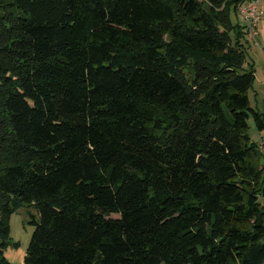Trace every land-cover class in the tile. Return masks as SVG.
<instances>
[{
  "label": "trees",
  "instance_id": "16d2710c",
  "mask_svg": "<svg viewBox=\"0 0 264 264\" xmlns=\"http://www.w3.org/2000/svg\"><path fill=\"white\" fill-rule=\"evenodd\" d=\"M252 1L0 0V264H264Z\"/></svg>",
  "mask_w": 264,
  "mask_h": 264
},
{
  "label": "rangeland",
  "instance_id": "374dc122",
  "mask_svg": "<svg viewBox=\"0 0 264 264\" xmlns=\"http://www.w3.org/2000/svg\"><path fill=\"white\" fill-rule=\"evenodd\" d=\"M202 1V0H200ZM260 8L263 10L262 20L259 25V30L261 31L260 36H258L259 46L255 47L254 42L250 41V47H247V64L253 66L255 70V81L253 88L249 92V98L251 102L252 108L261 111L264 113V43L262 40V32H264V0L260 2ZM242 25L244 23L241 21ZM246 31V28H245ZM247 41V38H246ZM249 135L253 142L260 145V143H264V133L258 131L256 128L254 121L252 118L249 120ZM263 145V144H262ZM264 204V199L261 200ZM35 217L36 221H39V216L37 215V211L33 207L23 206L18 209L11 217L10 220V238L13 243H18L19 249L17 248H9L6 251V258L12 264H21L23 263V259L27 254V249L32 239L33 232L35 231L36 226L33 224V217ZM117 218V217H115ZM18 254L22 257V262L19 263L17 261H11L14 255Z\"/></svg>",
  "mask_w": 264,
  "mask_h": 264
},
{
  "label": "built area",
  "instance_id": "2783aa9c",
  "mask_svg": "<svg viewBox=\"0 0 264 264\" xmlns=\"http://www.w3.org/2000/svg\"><path fill=\"white\" fill-rule=\"evenodd\" d=\"M239 13L242 22L246 25V30L249 37L255 39L258 36V25L261 21L262 12L259 8V0L245 3L239 8ZM260 149L263 151L264 146L261 145Z\"/></svg>",
  "mask_w": 264,
  "mask_h": 264
},
{
  "label": "crops",
  "instance_id": "0c3cea01",
  "mask_svg": "<svg viewBox=\"0 0 264 264\" xmlns=\"http://www.w3.org/2000/svg\"><path fill=\"white\" fill-rule=\"evenodd\" d=\"M260 2H261V0H259V8H260ZM263 9V8H262ZM261 8H260V11L262 12V16H263V10H262ZM261 20H262V17H261ZM242 20H241V18H240V22H241ZM261 22V21H260ZM259 25H260V23H259ZM259 25H258V36H260V34H261V31L259 30ZM244 27L246 28V25L244 24ZM246 33H247V35H246V38H247V47L249 46L250 47V42L248 41V40H250V41H253L254 42V45H255V47H257V46H259L260 44H259V41H258V36H257V38H255V39H253V38H251V37H249V35H248V32H247V30H246ZM261 37H262V40H263V43H264V32H262V35H261ZM263 50H264V48H263ZM257 76V75H256ZM261 112V111H260ZM264 133V131L262 132V134ZM264 140V139H263ZM263 144V146H264V143H262ZM261 143H260V146L262 145ZM263 152H264V150H263ZM19 252H17V254L16 255H14L13 257H12V260L11 261H17V262H19V263H21L22 262V257L18 254ZM24 260V259H23ZM23 263H24V261H23ZM23 263H21V264H23Z\"/></svg>",
  "mask_w": 264,
  "mask_h": 264
}]
</instances>
